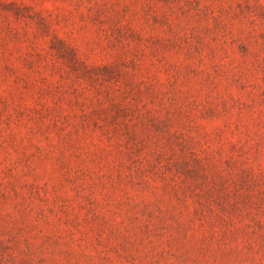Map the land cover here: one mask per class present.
<instances>
[{"label":"rangeland","instance_id":"374dc122","mask_svg":"<svg viewBox=\"0 0 264 264\" xmlns=\"http://www.w3.org/2000/svg\"><path fill=\"white\" fill-rule=\"evenodd\" d=\"M0 264H264V0H0Z\"/></svg>","mask_w":264,"mask_h":264}]
</instances>
